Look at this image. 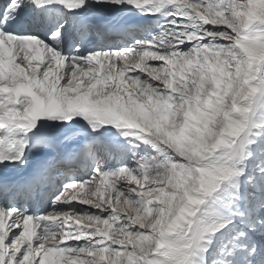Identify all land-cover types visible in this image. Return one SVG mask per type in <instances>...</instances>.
<instances>
[{"label":"snow or ice","instance_id":"snow-or-ice-1","mask_svg":"<svg viewBox=\"0 0 264 264\" xmlns=\"http://www.w3.org/2000/svg\"><path fill=\"white\" fill-rule=\"evenodd\" d=\"M53 255L264 264V0H0V264Z\"/></svg>","mask_w":264,"mask_h":264},{"label":"rangeland","instance_id":"rangeland-1","mask_svg":"<svg viewBox=\"0 0 264 264\" xmlns=\"http://www.w3.org/2000/svg\"><path fill=\"white\" fill-rule=\"evenodd\" d=\"M129 61H132L131 58L129 59ZM129 61H128V62H129ZM129 63H130V62H129ZM93 183H98V181H93ZM91 188H92L91 184H90V185H87V186L85 187L84 191L82 192V193H84V195H82V193H80V195H79V196H81L80 199L85 198V195H87V193L90 192L89 189H91ZM87 191H88V192H87ZM101 191H103V186H101ZM110 192H111V190H109L108 193H105V196L109 195ZM95 198H96V197H93V199H95ZM121 199H123V198H121ZM53 215H55L54 212H53ZM6 223H7V221H6ZM72 224H73V222L70 221V222H69V225H72ZM69 225H68V226H69ZM37 231H39V230H37ZM65 259H67V254H65ZM58 261H59V259L56 260V264H57Z\"/></svg>","mask_w":264,"mask_h":264},{"label":"bare ground","instance_id":"bare-ground-1","mask_svg":"<svg viewBox=\"0 0 264 264\" xmlns=\"http://www.w3.org/2000/svg\"><path fill=\"white\" fill-rule=\"evenodd\" d=\"M117 38H114V40L113 41H115ZM130 63H132L133 61H129ZM90 190V192H88L87 193V195H85V197H87V196H89V195H91V193L93 192V191H95V189L94 188H91V189H89ZM71 192H69L68 194H66V196L67 197H70L71 196ZM80 195V194H79ZM82 195H84V193H82ZM80 197L81 196H79V199H80ZM108 198V195L107 196H105V199H107ZM74 223V222H73ZM68 227V225H65V228H67ZM58 259H60L58 256H56V255H53V256H51L50 258H49V260H50V264H56V260H58Z\"/></svg>","mask_w":264,"mask_h":264}]
</instances>
